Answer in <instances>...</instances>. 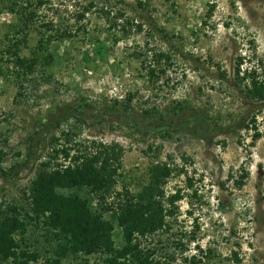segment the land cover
<instances>
[{
	"label": "rangeland",
	"instance_id": "374dc122",
	"mask_svg": "<svg viewBox=\"0 0 264 264\" xmlns=\"http://www.w3.org/2000/svg\"><path fill=\"white\" fill-rule=\"evenodd\" d=\"M5 1L0 205L15 204L31 215L23 191L54 147L116 143L124 149L116 190L137 191L156 162L186 171L174 173L164 187L167 195L181 190L178 213L167 218L168 229L142 238V246L166 264H189L184 257L196 253L199 264H264V98H247L250 80L234 73L240 56L241 70H255L264 83V0H44L22 33ZM125 18L142 24V31L123 36ZM22 36L24 56L41 36H51L46 46L53 60L45 65L40 56L33 74L18 77L9 72L15 69L5 48ZM158 51L170 53L172 65L151 79L144 66ZM51 162L68 163L61 154ZM242 172L247 177L237 187ZM42 221L27 218L19 236L21 247L38 254L31 264L82 262L69 255L53 263L55 243L44 236ZM114 239L119 245L118 229ZM197 246L210 249L208 257Z\"/></svg>",
	"mask_w": 264,
	"mask_h": 264
},
{
	"label": "trees",
	"instance_id": "16d2710c",
	"mask_svg": "<svg viewBox=\"0 0 264 264\" xmlns=\"http://www.w3.org/2000/svg\"><path fill=\"white\" fill-rule=\"evenodd\" d=\"M5 2L7 9L21 23V33L29 28L36 16L35 4H44V0ZM138 3L141 6V2ZM88 5L86 11L94 6L93 1ZM103 9L102 7L100 11L106 17L109 16V12ZM116 15L117 18H124L121 12ZM112 24L116 26L115 22ZM133 28L138 33L142 31V24L125 18L121 25L122 35L128 36ZM16 40L10 45L11 48H5L11 55L9 61L15 69L9 72L18 77L33 74L41 64L40 56L45 65L52 62L53 56L46 46L51 36H41L32 49L31 56L20 53V44L26 43L25 36ZM134 55L140 58L144 54ZM242 64L243 58L239 56L234 73L242 82L250 80L245 96L250 99H263L264 83L256 79L255 70H241ZM170 65L171 54L158 51L152 53L144 69L149 78L157 79L165 74ZM2 71L0 67V75H3ZM251 121L254 130L252 137L258 139L261 134L255 127L254 118ZM53 151L54 158L51 159H56L61 154L68 163L56 162L53 165L51 159L40 162L34 178L23 191L24 197L29 201L31 215L27 211L23 213V208L15 204L0 205V264L8 261L31 264L37 261L38 254L27 247H21L19 242V236L26 231L27 218L36 221L43 218L44 236L55 243L53 263H59L69 255H79L82 257L79 264H166L162 258L156 257V250L142 246L140 240L169 228L167 218L176 216L177 202L182 200L183 194L177 189L175 193L167 195L164 187L174 173H186L184 168L156 162L148 168L146 182L137 191L133 192L126 186L116 190L124 151L118 144L91 142L86 146L77 143L68 145L66 142L60 147H54ZM4 155L0 150V163ZM0 172L6 174L1 165ZM246 177L247 173L242 172L235 180L236 186L242 187ZM187 179L192 187L191 178ZM116 229L120 232L119 245L114 239ZM191 239H194L193 235ZM179 244L184 250V244ZM197 248L199 253L204 254L203 257H208L210 249ZM92 255H98L100 261L90 262L87 257ZM198 256L196 253L189 258L184 257V261L199 264L202 256Z\"/></svg>",
	"mask_w": 264,
	"mask_h": 264
}]
</instances>
